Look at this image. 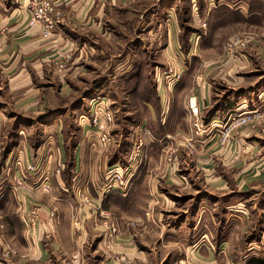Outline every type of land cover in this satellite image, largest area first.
Here are the masks:
<instances>
[{
  "label": "rangeland",
  "instance_id": "1",
  "mask_svg": "<svg viewBox=\"0 0 264 264\" xmlns=\"http://www.w3.org/2000/svg\"><path fill=\"white\" fill-rule=\"evenodd\" d=\"M23 1L24 11L28 16L26 27L39 26L38 24H29L37 0ZM50 1L55 4L52 0ZM243 1H248L247 5L249 6L237 4V6L229 7V0H179L181 8L180 11L178 10L179 29L181 34L185 35L186 45L183 48L180 41H178V45L185 51L186 57L183 55L179 59H170L169 57V63L167 62L168 58L165 61L162 57L163 51L168 47L167 43H158L159 40L152 36L154 33L144 31L140 33L139 31V34L137 33L138 41L132 43V46L135 44L137 49V62L140 65V71H142L137 75L140 88L136 91L125 89L123 79L119 78L120 74L113 73V70L108 68L114 66L115 60L117 62L123 60V56L117 57L116 55L122 53V46L115 43L114 46H117L114 48L109 46V41L103 45L97 39L88 37L91 42L84 43L87 48H92L97 53L100 46L104 47L108 53L107 57L102 60L98 54H95L90 61V69H85L84 66V69L75 70L76 72L73 73L74 82L72 81L68 88L62 92L63 96L59 92L62 106L57 110L55 117L45 109L41 115L31 114L29 119H32V122L23 121L25 129L33 127L32 130H28L32 135L35 132L40 135L36 148L40 147V144H43L47 138V134L44 138L42 135L44 124L56 131L59 130L57 139H52L53 144L49 146V148L53 147V150L48 149L42 153L43 160L40 162L41 165H38L41 179L31 185V190H28L39 196L34 198L30 205L28 227L32 231L40 229L37 227L41 220L38 217L39 210L47 211L51 219H54L56 215L55 204L60 203H51L48 195L53 193L59 198V195L66 194L70 196L69 199L73 195L71 189L66 192L61 189L57 178L61 180L62 176L67 179H72L73 176L92 177L96 181V185L87 186L86 192L91 199L99 198L104 201L105 197L115 193H107L103 190L105 189L104 179L109 172L124 171L127 165L132 163L137 166V176L133 177L132 182L128 185L127 193H116L126 197L136 178L144 176L156 178L164 172L163 167L165 169L176 168L175 174L184 178L188 177L186 180L190 182L186 190L180 192L174 209L177 212L183 210L189 213L194 210L201 212L200 225L207 226L202 230L210 232V234L203 232L201 238L203 240L206 238L205 244L208 247L213 245L210 237L218 242L216 248L212 246L216 249L217 254L219 252V259H223H218V264L223 263L226 256L229 264H264V94L259 96L256 90L252 95L251 89H245L250 87L248 85L255 83L259 79L258 76L263 75L258 72L247 74L248 62L253 67V71L264 65V13L262 12L260 16L255 15L262 11L263 0L256 2L253 7L252 0ZM13 3V5H20L15 0ZM141 3L143 4L140 5L139 11H143L145 7L149 6L150 0H142ZM206 3L209 11L208 14L202 15L200 8L201 5L206 8ZM218 5L219 9L225 7L218 11L219 14L217 10H214ZM14 8L16 7L14 6ZM57 12H59L58 9ZM60 18L61 14L55 16L57 19L55 24ZM41 26L43 27L41 33L43 38L50 37L55 30L54 27L51 32H48L44 25ZM170 31L172 37L173 29L170 28ZM5 34V27L0 25V38ZM148 35L152 36L151 41L147 39ZM171 44L173 45V41ZM178 45L175 43V49L180 54L181 49L178 48ZM201 51L212 52L213 58L205 60L207 63L213 62L210 64L212 66L210 68H215L211 75L212 78H209L208 81L205 79L206 77L202 80L198 79L204 76L206 71L201 72L200 70L202 59L197 56ZM214 53L217 54L216 57ZM174 60L184 66L180 70L177 67L175 69L172 67L173 65L177 66V62L175 63ZM166 63L168 64L164 65ZM253 77L255 78L253 79ZM198 80L201 87L197 85ZM203 83L211 86L208 88L209 95H211L210 105L203 104L200 96ZM145 95H152L151 98L154 100L159 97L162 107L151 106L153 111L164 109L168 103L169 115L174 113V119L170 117L167 119V129L174 130L169 137L158 138L152 133L147 124L151 110L142 106L141 103ZM190 97H196V99L200 97L198 105L203 125L198 134L191 129L187 106ZM244 99L245 101H243ZM6 102L5 94L0 91V110L7 106ZM8 104L10 103L8 102ZM241 106H244V109L238 108ZM167 113L166 110L161 112L163 117H166ZM7 114L9 121L7 118L4 128L9 131L7 134H11V125L8 124L16 121L17 115L9 109ZM94 118L102 121L98 130L93 127ZM39 119L42 121H38ZM143 119H146L147 122H143ZM103 127L108 130L111 138L110 143L107 147H101L94 151V146L99 147L98 142L101 140ZM145 130L148 134L144 137L142 134ZM52 131L48 130V135ZM84 131H92L89 134V142H87L89 139H86ZM24 134L25 132H22L21 136L23 137ZM25 136L29 137L30 135L26 134ZM9 140L11 139L7 138L6 146L2 144L3 151L0 157V207L2 206L0 208V264H22L20 260L24 258V254L31 253L34 256V252L32 250L24 252L23 243L19 240L17 223L2 213L5 202L8 203L9 213L14 212L16 215L15 212L18 211L11 192L12 189L8 187L12 184L8 183L10 178L6 173L9 171V175H11L14 171L13 167L16 166L19 159L16 158V154H11L8 146ZM139 140H142V146H139ZM197 141H201L199 143L202 151L201 156H196L198 151L195 143ZM55 142L57 143L55 144ZM78 144L91 147L92 152H95V159L93 158L94 165H80L79 173L75 174L77 165H72L75 161L71 154ZM155 144L158 146L153 147ZM138 148L139 159L142 157L141 161H138V158L134 160ZM21 157L23 161V156ZM32 158L33 154H30V159ZM197 158H201L202 164H198ZM130 159L132 160L129 163ZM62 161L64 164L58 165ZM5 162H8V168ZM2 171L5 178L1 177ZM188 173L190 175L187 176ZM214 178H218V185L212 187L209 180ZM62 186L65 188L64 185ZM74 188L76 189V186ZM96 189L99 196L94 198L92 194L95 196ZM4 191L6 192L4 193ZM199 197L203 198L201 202L197 200ZM147 200L149 199L143 196L142 201L134 205L132 213L144 214L143 210L148 208ZM100 208H97L99 213H101ZM65 209L59 210V213L63 212L65 217L68 216L70 223V215H68L70 212L68 211L66 214ZM52 211L54 214L51 213ZM114 211L116 212L114 218L108 211L101 218L95 215L98 221H95L93 225L97 223L100 225L99 220L102 219L101 225H104V229L111 228V231L114 229V235H122L126 230L125 219H121L123 213H120V210L115 209ZM88 214H92L91 211L81 212V217ZM92 217L94 219V215ZM111 223H113L112 227ZM76 224L77 222L73 221L74 234L70 225L67 228H62L58 235L63 244L59 247L53 246V238H49L48 231H44L41 241V255L44 262L41 264H100L101 261L104 262L99 256L97 247L99 240H102L104 235H99L95 231L96 234L90 236L88 241L86 240L82 245L77 242L81 236L78 231L82 229V226L81 223L78 226ZM41 226L46 230L45 225ZM69 233L74 237L73 243L70 241ZM107 237H111L110 234ZM223 237L228 240H221ZM64 242L70 248H67ZM185 253L186 251L181 256H177L179 264L185 262L199 264L187 259ZM111 259L115 264H123L126 261L124 254ZM31 264L37 263L31 262Z\"/></svg>",
  "mask_w": 264,
  "mask_h": 264
},
{
  "label": "crops",
  "instance_id": "2",
  "mask_svg": "<svg viewBox=\"0 0 264 264\" xmlns=\"http://www.w3.org/2000/svg\"><path fill=\"white\" fill-rule=\"evenodd\" d=\"M0 1V25L5 27L6 30V34L0 38V91L5 94L7 100V106L0 110V144L6 146L7 138L11 139L8 144L9 149L11 154H16V158L19 159L16 164L14 163L16 166L13 165L14 171L11 175H9V171L6 173L7 177L9 176L10 178L8 183L12 184L8 187L9 189L11 187L13 190L11 192L15 198L14 201L18 211L15 212L16 215L14 212L9 213L7 202L3 204L5 206L4 210H1L11 221L17 223L20 229H18L19 240L23 243L24 252H30L31 250L34 252V256L31 253H25L24 258L20 262L22 264H31V262L37 264L43 263L44 258L41 255V241L44 231H48L49 238H53V246L59 247L63 243L58 234L61 233L63 227L67 228L69 225L73 231V221L77 222L78 225L81 223L82 229L78 231V234L81 236L77 242H80L82 245L86 240L88 241L90 236L96 234L95 231L99 235H104L97 245L99 256L104 261H101L100 264H115L111 258L123 254L126 257V261L123 264H179V258L177 256H181L184 251H186L185 257L187 259L199 264H218L219 260H223L219 259V252L217 254L216 249H214L218 242L210 237L212 246L214 247L210 245L208 247L205 244L206 238L205 240L201 238L203 232L210 234L205 229L202 230L203 227L207 228V226L200 225L201 212L196 210L192 213L186 210L177 212L174 209L180 192H184L190 182L186 180L188 177L184 178L176 175L174 172L176 168L165 169L163 167L165 173L163 172L164 174L162 173V175H158L156 178H146V176L136 178L133 181L130 193L126 197L115 192L105 197L103 199L104 201L99 198L95 200L91 199L90 195L87 194V186L90 184L92 186L96 185V181L92 177L73 176L72 179H67L62 176L61 180L57 178V182L65 192L71 189L73 191L72 197L69 199L68 197L70 196L66 194L59 195V198L53 193L48 195L51 203H60L55 204L56 215L54 219L49 217L50 214L47 211L39 210L38 217L41 220L40 225L37 227L40 229L32 231L28 227L31 202L34 198L39 197L37 194H32L28 190H31V185L36 184L41 179L38 165H41L40 162L43 160L42 153L48 149L53 150V147L49 148V146L53 144L52 139H57L59 130L56 131V129L44 124L42 135L44 138L47 134V138L44 141L45 143L43 142V144H40V147L36 148L37 139L40 135L37 132L32 135L31 131L28 130H32L33 127L25 129L24 122L26 120L32 122L33 120L29 119V116L31 114L41 115L45 109L48 112L50 111V115L54 114L53 116L55 117L57 110L62 106L59 92L63 96L62 92L68 88L74 79L73 73L76 72L75 70L84 69V66L85 69H90V61L94 58L95 54H98L102 60L104 57H107L106 55L108 53L104 47L100 46L97 53H95L94 49L87 48L84 43L91 42L89 40L90 37L97 39L103 45L109 41V46L111 47L116 48L118 44L122 46L123 54L120 52L116 55L117 57L123 56V60L121 62L115 60L114 66H109L108 68L112 69L113 73L120 74L119 78L123 79L124 88L130 91L132 89L136 91L140 88L137 75L142 73V71H140V65L137 62L138 55L135 44L132 46V43L138 41L137 33L139 34V31L140 33L142 31L146 33L151 32V34L154 33L152 36L159 40L158 43H167L168 47L163 51L162 57L165 61L168 58V63L171 58L179 59L181 55L186 57L185 51L178 45V41H180L183 47L182 43L185 42V35L183 36L179 29L178 10H181L179 0H150L149 6L145 7L143 11H139L140 5L143 4L141 3L142 0H52L60 12L61 18L56 24L55 30L48 38L42 37L43 27L41 25L33 28L26 27L25 23L28 16L24 11L23 0H15V2L20 3L18 6L13 5L14 0ZM235 1L229 0V5H227L229 7L237 6V4L249 6L247 5L248 1L237 0V3ZM252 1L251 4L253 7L256 2L262 0ZM262 2V11L255 13L256 16L262 15V12L264 13V0ZM219 7L218 5L214 9L217 10V13L221 8H225L221 7L219 9ZM200 9V14L207 13L209 11L208 4L206 3V8L201 5ZM217 19L219 20V18ZM170 28L173 29L172 37ZM79 31L81 32L80 36ZM148 36L147 39L151 41L152 36ZM171 41H173V45ZM115 43H117L116 46H114ZM175 43L181 49L180 54L175 49ZM211 54V51L206 53L205 51H201L197 56L199 59H202L200 62L201 72L206 70L205 75L198 78L199 80L206 77L205 79L208 81L209 78H212L211 75L215 68H210L212 67L210 64L213 62H205L206 59L213 58ZM174 62H177V66H172L174 68L177 67L180 70L184 66L179 61L174 60ZM247 66V74L258 72L263 73V75L258 76L259 79L252 85H248L250 87H246L245 89H251L252 95L256 90L259 96L264 94V65L263 67H258L255 71H253L254 69L249 62ZM177 72L180 73L178 70ZM199 80L197 85L201 87ZM209 87H211L209 84L203 83V87L200 89L202 102L206 105L211 104V95H209L208 91ZM151 97L152 95L149 96L150 99L142 98L141 100L142 106L151 110L150 118H148L149 123L146 119H143V122H147L155 137L167 138L172 134V131L174 132L172 129H167V119L169 117L174 119V113L173 115H169L170 108H167L168 103L164 109L160 108L153 111L151 106L162 107V105L159 97H156V100ZM197 98L200 99V97ZM199 99H197V104ZM238 108L244 109V106ZM8 109L17 115V120L12 124H8L11 125V134H7L9 131L4 128L6 126L7 116H9L7 114ZM163 110L168 111L166 117H163L161 114ZM38 121H42V119ZM3 128L5 129L4 131ZM48 130L53 131L48 135ZM22 132H25L23 137L21 136ZM84 132L86 133V131ZM26 134L30 136L26 137ZM89 141L87 140V142ZM200 142L197 141L195 143L198 151L196 152V156H201ZM157 146L158 144L153 145V147ZM35 148L36 152L34 150ZM90 148L87 145L78 144L73 150L71 155L75 162L72 165H77L75 174L79 173L81 169L80 165H94L95 152H92V148ZM97 149L98 147L93 148L94 151H97ZM30 154H33L32 159H30ZM21 156H23V161ZM54 157L56 158V156ZM97 159L99 160L98 156ZM197 162L199 165L202 164L201 158H197ZM26 164L35 165L37 172L32 174L26 173L24 171ZM63 164V161L60 164L58 163V165ZM5 165L8 168V162H5ZM20 175H22L23 180L21 181V185L18 186L16 180H21ZM186 175L188 176L190 173ZM1 177L5 178L3 171ZM209 184L212 187L214 185L217 186L218 178L210 179ZM75 186L76 189L74 188ZM80 188L82 189L80 190ZM11 192L9 191V193ZM198 193L200 194V191ZM7 195L10 196L11 194ZM97 195L98 192L96 189L95 196L93 194L92 196L96 198ZM143 196L149 199L146 202L148 208H145L143 210L144 214L141 213V215L132 213L134 205L140 203ZM85 197L89 199V203H85ZM202 199V197H199L197 200L201 202ZM97 208H100L101 213L98 212ZM61 209H65L66 214L68 211L70 212V214L68 213L70 215V223L68 216L65 217L63 212L59 213ZM113 209L120 210V213H123L121 214V219H125L126 230L122 235H114V229L112 231L111 228L104 229V225H101L103 222L102 219L99 220L101 222L100 225L99 223L93 225L95 221H98L96 220L97 217H103L107 211L114 218L116 212ZM87 211H91L92 214L81 217V212ZM51 213L54 214L53 211ZM92 215H94V219ZM41 225H45L46 230ZM85 225L86 228H84ZM112 226L113 223H111ZM72 233L74 234V231ZM108 234L111 237H107ZM224 239L226 241L228 240L226 237L221 238V240ZM70 241L72 243L74 242V237L71 234ZM64 244L67 248H70L66 242ZM221 264H229L227 256Z\"/></svg>",
  "mask_w": 264,
  "mask_h": 264
},
{
  "label": "built area",
  "instance_id": "3",
  "mask_svg": "<svg viewBox=\"0 0 264 264\" xmlns=\"http://www.w3.org/2000/svg\"><path fill=\"white\" fill-rule=\"evenodd\" d=\"M35 6L33 7L31 16H30V25L38 24V25H44V28L51 32L52 29L55 27V16H59L60 13L57 12V7L55 4L51 3L50 0H37L35 2ZM188 113L191 121V129L198 134L200 132V129L202 128V118L200 113L199 105L197 104L196 97H190L188 99ZM107 124V123H106ZM105 124V126H106ZM102 125V121H98L96 118L93 119V127L100 128ZM141 128V127H140ZM108 129V128H107ZM102 132V133H101ZM101 140L98 142V148L101 147H107L110 143V135L108 133V130L106 128H102L101 130ZM92 133V131H86V137L90 140L89 134ZM100 134L99 132H97ZM148 132L145 130L144 137L147 136ZM143 142L142 140H139V146H142ZM95 147V146H94ZM103 149V148H102ZM3 151L2 145L0 144V157L1 153ZM140 152L138 148V152L136 154V158L134 160L141 161L139 159ZM132 159H130L128 162L130 163ZM137 166H134V163L131 165H127V167L123 170L117 171L114 170L112 172H109L108 175L104 179V188L107 193L110 192H116L120 194H126L128 185L132 182L133 177L137 176ZM26 173H35L37 172V167L35 165H27L25 167ZM21 180H16V184L19 186L21 185V181L23 180L22 175H20ZM102 190V191H103ZM104 193V192H103ZM85 203H89V199L87 197L84 198ZM78 226V223L76 224ZM184 264H195V263H189L185 262Z\"/></svg>",
  "mask_w": 264,
  "mask_h": 264
},
{
  "label": "trees",
  "instance_id": "4",
  "mask_svg": "<svg viewBox=\"0 0 264 264\" xmlns=\"http://www.w3.org/2000/svg\"><path fill=\"white\" fill-rule=\"evenodd\" d=\"M185 45H186V43L185 42H183V47H185ZM145 98H149V95H145ZM1 202V201H0ZM2 207V206H1ZM0 207V208H1Z\"/></svg>",
  "mask_w": 264,
  "mask_h": 264
}]
</instances>
